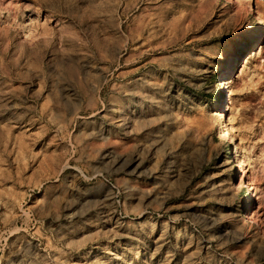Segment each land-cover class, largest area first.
<instances>
[{
  "label": "rangeland",
  "instance_id": "obj_1",
  "mask_svg": "<svg viewBox=\"0 0 264 264\" xmlns=\"http://www.w3.org/2000/svg\"><path fill=\"white\" fill-rule=\"evenodd\" d=\"M246 13L0 0V264H264V30Z\"/></svg>",
  "mask_w": 264,
  "mask_h": 264
},
{
  "label": "bare ground",
  "instance_id": "obj_2",
  "mask_svg": "<svg viewBox=\"0 0 264 264\" xmlns=\"http://www.w3.org/2000/svg\"><path fill=\"white\" fill-rule=\"evenodd\" d=\"M250 0H236V3L238 7L246 8V14L248 16L254 15L256 16V20L258 24L253 30H251V35L254 37H260L262 35V30H264V15L255 9L252 8L251 4H249ZM226 2L231 3L234 2V0H226ZM263 48V47H262ZM257 54V53H256ZM233 71L232 66L230 65L227 67V72L224 73L221 77V85L222 89H231L232 84L231 80L228 79V77L231 75ZM230 91V90H229ZM220 120L222 122L221 124V131L219 135V139L221 142H227L229 146H232V152H233V160L237 162L238 171L241 175H246L247 170V162H245V157H243V154L241 150L237 147V138L234 135V128L232 127L230 121L228 120V116H226L225 111H223L220 115ZM252 183L250 180L247 182V187L251 189ZM248 218L250 219L252 225H258L259 221L257 220L252 208H250V211L248 212Z\"/></svg>",
  "mask_w": 264,
  "mask_h": 264
},
{
  "label": "built area",
  "instance_id": "obj_3",
  "mask_svg": "<svg viewBox=\"0 0 264 264\" xmlns=\"http://www.w3.org/2000/svg\"><path fill=\"white\" fill-rule=\"evenodd\" d=\"M258 2H264V0H258ZM263 64H264V59H263Z\"/></svg>",
  "mask_w": 264,
  "mask_h": 264
}]
</instances>
